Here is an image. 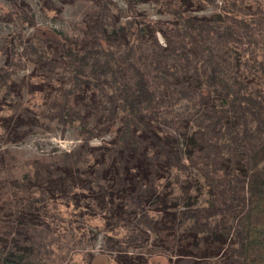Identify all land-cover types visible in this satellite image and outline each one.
<instances>
[{"label": "rangeland", "instance_id": "rangeland-1", "mask_svg": "<svg viewBox=\"0 0 264 264\" xmlns=\"http://www.w3.org/2000/svg\"><path fill=\"white\" fill-rule=\"evenodd\" d=\"M47 1L56 9L48 15L41 0H0V85L6 83L0 90V254L16 264H220L235 245L233 230L225 231L226 218L218 222L220 230L205 236L176 229L186 211L208 204L210 194L207 178L190 161L201 148L190 122L183 131L149 123L148 130L137 133L148 144L126 157L119 151L108 164L107 152L122 125L117 108L109 121L93 93L71 95L72 108L92 130L85 136L80 121L51 120L30 102L35 96L42 107L58 105L72 77L66 57L51 42L38 43L51 52L50 59L24 56L37 29L55 31L82 48L92 43L101 9L94 0ZM113 1L126 13L124 0ZM9 10L28 19L16 23ZM215 10L210 5L195 14ZM137 13V18H166L146 1L137 4ZM126 19L115 15L114 24H104V33L117 34ZM14 52L23 64L9 68ZM151 135L162 150L178 155L182 168L153 159L160 149ZM78 146L97 153L95 166L61 167L52 160ZM226 167L242 175L229 159ZM137 185L151 188L139 191ZM240 211L232 213L237 226Z\"/></svg>", "mask_w": 264, "mask_h": 264}, {"label": "trees", "instance_id": "trees-1", "mask_svg": "<svg viewBox=\"0 0 264 264\" xmlns=\"http://www.w3.org/2000/svg\"><path fill=\"white\" fill-rule=\"evenodd\" d=\"M94 1L101 9L91 45L77 48L55 31L41 29L25 45L24 56L38 60L51 58L39 42L56 45L72 74L58 105L42 107L35 96L30 102L51 120L80 121L85 136L92 130L72 108L71 95L93 93L109 121L117 108L122 125L107 152L108 164L119 151L124 157L129 151L140 152L149 141L137 133L148 130L149 123L183 131L190 122L201 147L190 161L207 178L210 194L207 205L186 211L177 231L209 235L220 230L218 222L226 218L225 231L233 230L235 245L220 264H264V0H124L126 13L113 0ZM143 1L158 6L166 18H137V4ZM41 2L46 15L56 11L47 0ZM210 5L216 7L212 13L195 14ZM7 13L16 23L27 18ZM115 15L127 19L121 31L108 36L104 24H114ZM10 61L9 68L23 64L17 52ZM152 138L160 149L153 159L182 168L178 155L162 150V143ZM96 155L87 146H78L52 160L61 167L87 168L95 166ZM227 159L242 175L227 169ZM119 174L121 179L122 165ZM150 188L137 185L139 191ZM131 201L135 203L134 197ZM237 207L238 226L232 219ZM0 264L16 263L0 254Z\"/></svg>", "mask_w": 264, "mask_h": 264}]
</instances>
